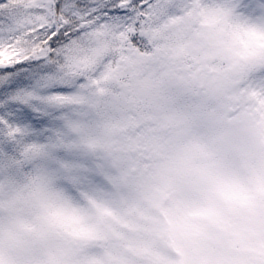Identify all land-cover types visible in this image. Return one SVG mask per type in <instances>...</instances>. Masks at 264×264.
I'll return each mask as SVG.
<instances>
[{
	"label": "snow or ice",
	"instance_id": "1",
	"mask_svg": "<svg viewBox=\"0 0 264 264\" xmlns=\"http://www.w3.org/2000/svg\"><path fill=\"white\" fill-rule=\"evenodd\" d=\"M214 7L237 26L246 115L264 143V0ZM176 9L174 0H0V264H163L122 206L113 141L131 69ZM216 184L247 219L190 264H264V174L251 188Z\"/></svg>",
	"mask_w": 264,
	"mask_h": 264
},
{
	"label": "rangeland",
	"instance_id": "2",
	"mask_svg": "<svg viewBox=\"0 0 264 264\" xmlns=\"http://www.w3.org/2000/svg\"><path fill=\"white\" fill-rule=\"evenodd\" d=\"M149 51L131 69V92L116 110V190L137 235L163 264H190L247 219L218 195L216 178L243 188L264 174V143L246 112L245 64L237 26L217 15L220 0H174ZM195 7L197 11L183 12ZM201 61V62H200ZM240 62L236 80L227 66ZM212 209L214 215L191 214Z\"/></svg>",
	"mask_w": 264,
	"mask_h": 264
},
{
	"label": "water",
	"instance_id": "3",
	"mask_svg": "<svg viewBox=\"0 0 264 264\" xmlns=\"http://www.w3.org/2000/svg\"><path fill=\"white\" fill-rule=\"evenodd\" d=\"M240 73L239 62L235 61L229 64L227 67V74L230 79H236Z\"/></svg>",
	"mask_w": 264,
	"mask_h": 264
},
{
	"label": "trees",
	"instance_id": "4",
	"mask_svg": "<svg viewBox=\"0 0 264 264\" xmlns=\"http://www.w3.org/2000/svg\"><path fill=\"white\" fill-rule=\"evenodd\" d=\"M201 62V61H200Z\"/></svg>",
	"mask_w": 264,
	"mask_h": 264
}]
</instances>
